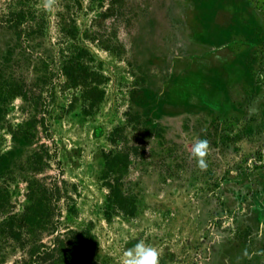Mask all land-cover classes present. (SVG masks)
Listing matches in <instances>:
<instances>
[{"label":"rangeland","instance_id":"rangeland-1","mask_svg":"<svg viewBox=\"0 0 264 264\" xmlns=\"http://www.w3.org/2000/svg\"><path fill=\"white\" fill-rule=\"evenodd\" d=\"M79 232L264 264V0H0V264Z\"/></svg>","mask_w":264,"mask_h":264},{"label":"trees","instance_id":"trees-1","mask_svg":"<svg viewBox=\"0 0 264 264\" xmlns=\"http://www.w3.org/2000/svg\"><path fill=\"white\" fill-rule=\"evenodd\" d=\"M7 27L12 28V23L18 22V20L12 19L7 21ZM52 203V208L48 212V217L55 215L56 217H60L61 210L57 204L56 196L50 198ZM53 227V226H52ZM55 229V225H54ZM53 234H57L56 231ZM83 233H75L76 240L73 242L60 240L59 244H57V235H55L52 246L47 247L48 251L52 252L50 255L51 263L49 264H86L88 259H83L86 256V253L90 252V247L86 238L83 237ZM84 253V255H82ZM55 254L57 256H55ZM44 262V259L41 260ZM32 264H38V260L31 259Z\"/></svg>","mask_w":264,"mask_h":264},{"label":"clouds","instance_id":"clouds-1","mask_svg":"<svg viewBox=\"0 0 264 264\" xmlns=\"http://www.w3.org/2000/svg\"><path fill=\"white\" fill-rule=\"evenodd\" d=\"M208 152V141L206 139L198 140L193 147V154L197 158V164L201 168H206L207 163L205 157ZM126 259L124 264H160V256L158 251L146 245L143 240L135 243L133 247L127 248L124 252Z\"/></svg>","mask_w":264,"mask_h":264}]
</instances>
